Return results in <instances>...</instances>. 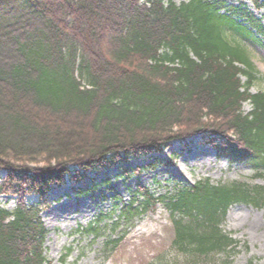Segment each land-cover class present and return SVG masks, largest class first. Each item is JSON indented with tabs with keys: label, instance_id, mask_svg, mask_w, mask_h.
<instances>
[{
	"label": "trees",
	"instance_id": "16d2710c",
	"mask_svg": "<svg viewBox=\"0 0 264 264\" xmlns=\"http://www.w3.org/2000/svg\"><path fill=\"white\" fill-rule=\"evenodd\" d=\"M258 37L261 20L225 0H0V194L18 196L12 210L0 206V264H51L41 213L66 178L174 139L201 134L264 177V93L251 92L256 69L244 45ZM246 101L253 109L243 113ZM113 193V229L161 203L172 247L194 263L219 253L231 263L239 241L222 227L229 208L264 207V186L247 181L206 178L160 196L138 185L128 202ZM28 194L39 201L26 204ZM106 217L83 231L98 238Z\"/></svg>",
	"mask_w": 264,
	"mask_h": 264
},
{
	"label": "rangeland",
	"instance_id": "374dc122",
	"mask_svg": "<svg viewBox=\"0 0 264 264\" xmlns=\"http://www.w3.org/2000/svg\"><path fill=\"white\" fill-rule=\"evenodd\" d=\"M173 1L179 4L188 0ZM225 1L246 8L264 25V6L258 8L252 0ZM244 45L256 68L252 91H264V38L248 39ZM251 108L250 103L243 105L244 112ZM152 162L156 166H150ZM127 168L130 176L125 175ZM135 168L141 170L138 172ZM254 173L251 165L231 162L200 136L173 141L162 153L142 154L128 163L93 169L83 181L74 183L68 179L49 193L51 207L42 213L49 230L46 255L51 264H145L152 260L161 264H221L226 254H210L194 263L172 247L174 232L170 213L162 204L131 222L121 221L113 229L112 223L120 214V201L113 191L128 202L138 185L149 188L155 196L173 194L178 187L192 186L205 178H210L212 183L247 181L264 186V177L251 179ZM0 174L4 175L1 169ZM27 198L29 203L38 200L35 195ZM15 204L16 197L9 193L0 195L1 206L12 209ZM102 212L110 217L100 223V236L94 239L93 234L85 233L83 228ZM223 228L240 242L241 251L232 257L230 264H248L250 260L253 264H264V207L233 205ZM117 239L121 240L117 247L114 243L109 246L105 243ZM70 246L73 250L64 261L63 256Z\"/></svg>",
	"mask_w": 264,
	"mask_h": 264
}]
</instances>
